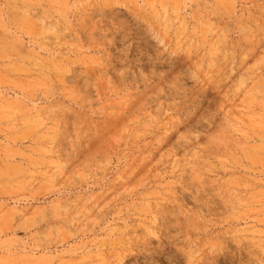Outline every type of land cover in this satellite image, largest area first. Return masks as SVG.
Listing matches in <instances>:
<instances>
[{
  "label": "rangeland",
  "instance_id": "rangeland-1",
  "mask_svg": "<svg viewBox=\"0 0 264 264\" xmlns=\"http://www.w3.org/2000/svg\"><path fill=\"white\" fill-rule=\"evenodd\" d=\"M0 264H264V0H0Z\"/></svg>",
  "mask_w": 264,
  "mask_h": 264
}]
</instances>
